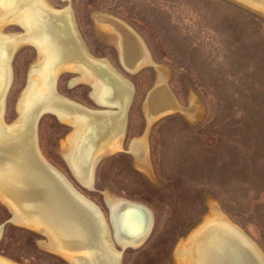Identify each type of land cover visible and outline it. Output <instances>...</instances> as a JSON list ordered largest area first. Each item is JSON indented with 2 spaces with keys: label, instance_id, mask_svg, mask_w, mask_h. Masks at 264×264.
<instances>
[{
  "label": "rangeland",
  "instance_id": "374dc122",
  "mask_svg": "<svg viewBox=\"0 0 264 264\" xmlns=\"http://www.w3.org/2000/svg\"><path fill=\"white\" fill-rule=\"evenodd\" d=\"M47 2L56 9L71 7L90 53L106 58L135 87L122 140L124 152L99 162L92 190L75 180L57 152L72 128L44 114L37 129L43 156L107 218L105 190L151 209L154 225L148 239L125 250L121 264H176L179 240L212 208L238 225L264 254V16L232 0ZM95 12L122 20L137 32L155 63L169 73L167 87L179 105L188 108L193 100L200 104V120H189L180 111L170 112L147 129L142 105L146 93L159 84L157 69L145 67L128 74L115 46L97 34ZM21 31L15 24L4 28L6 33ZM35 58L33 47L27 45L13 57L5 123L17 120V99ZM75 75L67 72L59 77V94L92 109L104 108L93 104L88 85L69 86ZM143 137L148 148V174L125 152L129 142ZM4 206L0 203V224L9 217ZM43 236L7 225L0 239V256L16 264H68L41 246L47 238Z\"/></svg>",
  "mask_w": 264,
  "mask_h": 264
},
{
  "label": "bare ground",
  "instance_id": "6f19581e",
  "mask_svg": "<svg viewBox=\"0 0 264 264\" xmlns=\"http://www.w3.org/2000/svg\"><path fill=\"white\" fill-rule=\"evenodd\" d=\"M234 1L264 16V0ZM92 17L99 21L97 34L116 47L126 71L134 74L150 65L157 69L159 84L144 103L147 129L168 112L180 111L189 120H200V104L193 100L188 108L179 105L167 87L169 73L155 63L131 26L102 12ZM9 24L17 25L21 33L4 32ZM25 45L33 47L36 58L29 64L25 87L17 99V120L8 124L3 115L13 81V57ZM67 72L76 74L69 86L88 85L94 105L104 108L92 109L60 95L57 82ZM134 93L128 78L106 58L90 53L71 7L56 9L47 0H0V203L11 211L12 222L44 234L47 238L41 246L69 264H121L129 246L138 247L148 239L154 217L148 209L146 213L135 207L139 202L105 190L112 230L102 209L43 156L36 122L41 114L49 113L72 128L57 152L83 186L91 189L96 161L122 148ZM130 151L148 174L146 138L132 140ZM216 210L212 208L179 240L176 264H264L259 247ZM0 264L16 263L0 256Z\"/></svg>",
  "mask_w": 264,
  "mask_h": 264
},
{
  "label": "water",
  "instance_id": "95a60500",
  "mask_svg": "<svg viewBox=\"0 0 264 264\" xmlns=\"http://www.w3.org/2000/svg\"><path fill=\"white\" fill-rule=\"evenodd\" d=\"M64 1H66L67 2V0H64ZM234 1V0H233ZM234 2H236V1H234ZM240 5H241V3H239ZM241 6H243V7H245V8H247V9H249V10H253V9H251V8H249V7H247V6H245V5H241ZM255 11V10H254ZM256 12V11H255ZM256 13H258V12H256ZM260 16H262L260 13H258ZM95 22V27L98 25V23H99V21H94ZM116 48V47H115ZM119 58V57H118ZM148 67H153V68H155L153 65H151V66H147L146 68H148ZM144 69V68H143ZM143 69H138L134 74H136V73H138L140 70H143ZM156 69V68H155ZM128 72V71H127ZM128 74H130L129 72H128ZM134 74H130V75H134ZM156 78L158 79V76H157V71H156ZM158 86V84L157 85H155L151 90H149L147 93H146V95H145V97H144V103L147 101V99H148V97H149V95H150V93L152 94L153 93V91L156 89V87ZM135 94V93H134ZM143 103V105H142V107H143V111H144V108H145V104ZM94 104V103H93ZM44 114H49V113H43V114H41L40 116L42 117ZM168 114H171V113H163V114H160L159 115V117L158 118H156L152 123H149V127H148V130H149V128H150V126H152L155 122H157L158 120H160V118L161 117H163V116H165V115H168ZM52 115V114H51ZM52 116H54V115H52ZM17 117H18V115H17ZM40 117V118H41ZM55 117V116H54ZM40 118L38 119V121L36 122V124L38 125V122H39V120H40ZM16 120V119H15ZM148 130H147V132L146 133H148ZM130 143L131 142H129V144H128V147H127V151H125V152H127V153H129L131 156H132V158H133V161H134V164H135V166L136 167H139V165H138V163H137V159L133 156V154H131V152L129 151V146H130ZM117 152H124V150H123V147L121 148V149H119V150H117V151H114V153L113 152H111V153H108V154H105V155H103L100 159H98L96 162V165H95V168L97 167V165L99 164V162L103 159V158H106V157H108V156H111L112 154H115V153H117ZM69 171H70V169H69ZM73 177L75 178V180L82 186V187H84L85 189H87V190H92L93 188H91V189H88L87 187H85V186H83V184L77 179V177H75L74 175H73ZM71 182V181H70ZM72 183V182H71ZM73 184V183H72ZM75 187V186H74ZM76 188V187H75ZM77 189V188H76ZM140 203V202H139ZM105 205H106V208H107V211H108V222L109 223H111V227H112V230H113V225H112V219H111V209H110V207L108 206V203L106 202V199H105ZM5 207V206H4ZM135 207H139L141 210H146V209H148L150 212H151V216L152 217H154V215H153V213H152V211L149 209V207H147L145 204H143V203H140V205L138 204V205H135ZM5 208H7V207H5ZM7 210H8V214H9V217H8V219H6L3 223H1L0 224V234H1V236H0V239H1V237H2V234H3V232H4V229H5V226H7V225H17V226H19L20 228H24L23 226H20V225H18V224H16V223H14V222H12V220H11V218H12V213H11V211L7 208ZM146 212V211H145ZM147 213V212H146ZM110 217V218H109ZM150 227H152V223H151V225H150ZM24 229H26V230H28L27 228H24ZM151 229L152 228H149V231H148V233H147V235H146V237L147 236H149L150 235V233H151ZM30 231V230H29ZM34 234L35 235H37V236H41V237H44L43 235H41V234H39V233H35L34 232ZM145 237V236H144ZM139 246H141V245H139ZM138 246V247H139ZM118 247H120L119 245H118ZM129 248H137V247H131V246H129ZM50 253V252H49ZM52 255H54V256H56V257H58V258H60L59 256H57V255H55V254H53V253H51ZM61 260H63L62 258H60ZM64 261V260H63ZM65 262V261H64ZM66 263H68V262H66ZM69 264V263H68Z\"/></svg>",
  "mask_w": 264,
  "mask_h": 264
},
{
  "label": "crops",
  "instance_id": "0c3cea01",
  "mask_svg": "<svg viewBox=\"0 0 264 264\" xmlns=\"http://www.w3.org/2000/svg\"><path fill=\"white\" fill-rule=\"evenodd\" d=\"M82 105V104H81ZM84 106V105H83Z\"/></svg>",
  "mask_w": 264,
  "mask_h": 264
}]
</instances>
